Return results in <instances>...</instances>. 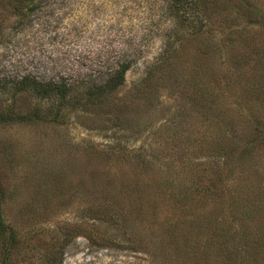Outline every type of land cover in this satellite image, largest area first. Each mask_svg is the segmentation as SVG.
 Returning <instances> with one entry per match:
<instances>
[{
    "label": "rangeland",
    "instance_id": "374dc122",
    "mask_svg": "<svg viewBox=\"0 0 264 264\" xmlns=\"http://www.w3.org/2000/svg\"><path fill=\"white\" fill-rule=\"evenodd\" d=\"M67 2L51 0L52 14L22 28L0 23V110L38 104L15 93V78H78L122 55L133 64L116 97L131 103L66 104L61 123L42 115L0 125V209L21 233L10 264L48 263L59 251L60 264H162L173 248L165 243L159 255L150 248L175 220L164 218L177 196L160 189L165 176L197 183L229 173L225 189L247 192L259 210L254 232L264 228V28L241 27L248 6L219 0L216 13L199 11L174 29L170 0ZM254 3L261 20L264 0ZM173 40L177 49L166 56ZM164 57L151 73L153 90L135 88L146 65ZM1 247L2 240L0 260Z\"/></svg>",
    "mask_w": 264,
    "mask_h": 264
},
{
    "label": "trees",
    "instance_id": "16d2710c",
    "mask_svg": "<svg viewBox=\"0 0 264 264\" xmlns=\"http://www.w3.org/2000/svg\"><path fill=\"white\" fill-rule=\"evenodd\" d=\"M50 1L0 0V23L12 19V23L19 25L20 28L32 24L35 19L40 20L45 13L53 11L46 12L45 10L47 3ZM60 1L67 2L69 0ZM218 1L170 0L167 8H169L174 29L183 26L188 19H192L193 22L195 13H199V11H202L205 15H209L210 12L216 13L215 5ZM238 1L248 6L245 11L241 9V11L243 10L241 13L244 20L241 27H250L253 23H259L264 28V16L259 20L257 11L253 10V7H255L254 0ZM52 9L55 10L54 7ZM199 31L198 28L196 34ZM208 31L207 35H210L211 32ZM229 31L228 26L226 33H229ZM224 39L226 40L227 36ZM176 42V40H173L168 44L169 47L165 50L166 56L171 48L170 46L173 47V43ZM171 49L176 50L177 47ZM203 52V49H201V53ZM164 61L165 57L162 61L156 59L154 62L147 64L144 74L135 88L139 90L141 88L144 93L153 90L156 84L152 87L151 73ZM69 63L73 65L71 61ZM132 64L131 59L122 55L99 70L82 74L79 76L80 78L60 74L45 80H39L31 74H24L19 78H15L12 80L15 93L17 95L30 94L38 104L25 113H12L10 111L12 114H7L0 110V125L18 119L20 121L28 119L32 121L42 115H52L51 121L61 123L66 116L63 112L66 104L70 108H86L91 104H99L106 99L116 97V92L125 84L126 73L132 67ZM116 98L122 106H128L131 103L126 98ZM44 101L46 103L45 110L48 109L45 114L38 108L39 103ZM243 103L247 104L246 98ZM117 107V109L121 107L119 102ZM225 173V171H217L211 178H205L204 181L199 180L197 183L192 176L185 178L165 176L160 179V189L163 192L172 196L177 195L173 199L169 214L164 218L167 221L175 220L169 222L166 234L164 237L159 238L158 244L150 248L153 254L159 255L166 251L164 244L168 243L176 251L175 255L173 251L162 257V264H243V259H246L249 264H264V228L256 226L254 232L255 223L252 222V217L259 210L252 212V207L245 195L247 192L242 191L239 195H232L225 189V185L230 180V174L227 173V178H225ZM223 179H225L224 182ZM257 191L259 192V190ZM257 191L256 194H260ZM2 197L0 194V200ZM209 199L212 202H209ZM103 208L105 210L101 212L105 213L108 209ZM177 210H180L181 213H177ZM94 214L96 219H101L102 216L98 210H95ZM150 215L154 217L153 214ZM153 220L156 222V217ZM250 229H253V231ZM19 234L21 233L17 229L5 222L2 209H0V240H2L0 264H10L11 259L9 256L17 246L16 243L20 242L17 238ZM250 234L255 235L251 237ZM239 244L243 245L244 256L240 255L241 248H239ZM147 251L150 253L145 248L142 250V252ZM52 255H54V258H52ZM52 259H54L53 264H60L62 252L50 254L48 263L45 261L44 264H51L49 262Z\"/></svg>",
    "mask_w": 264,
    "mask_h": 264
}]
</instances>
